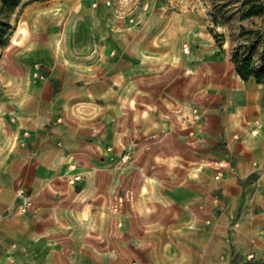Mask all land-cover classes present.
<instances>
[{
	"label": "crops",
	"instance_id": "1",
	"mask_svg": "<svg viewBox=\"0 0 264 264\" xmlns=\"http://www.w3.org/2000/svg\"><path fill=\"white\" fill-rule=\"evenodd\" d=\"M96 39L0 71V264H264V84L209 39L158 73Z\"/></svg>",
	"mask_w": 264,
	"mask_h": 264
},
{
	"label": "rangeland",
	"instance_id": "2",
	"mask_svg": "<svg viewBox=\"0 0 264 264\" xmlns=\"http://www.w3.org/2000/svg\"><path fill=\"white\" fill-rule=\"evenodd\" d=\"M243 1L25 0L12 17L14 30L8 43L0 48V71L6 68L14 73L30 65L32 77L44 80L42 64L32 65L28 49L38 45L39 51L48 55L55 46L62 58L83 59L104 45L105 40L99 44L96 36L102 39L107 36L111 40L110 48L117 46L121 51L132 52L139 57L142 69H154L156 73L162 72L171 58L172 63L178 64H184L182 57L190 61L191 54L201 48L205 39L235 66L232 53L243 39L241 27L264 29V15L243 17L240 9ZM259 1L264 5V0ZM196 34L202 37L192 43ZM205 50H209V46ZM148 57L154 58V65L149 63ZM262 60L264 42L255 57L257 69ZM193 113L196 116L195 110ZM128 159L124 157V162Z\"/></svg>",
	"mask_w": 264,
	"mask_h": 264
},
{
	"label": "trees",
	"instance_id": "3",
	"mask_svg": "<svg viewBox=\"0 0 264 264\" xmlns=\"http://www.w3.org/2000/svg\"><path fill=\"white\" fill-rule=\"evenodd\" d=\"M23 1L25 0H0V48L8 43V39L13 33L12 17ZM240 9L245 18L264 15V5L259 0H245ZM216 23L219 24L218 21ZM241 30L240 37L243 39L235 46L232 53L236 72L243 81L264 84V61L262 60L263 63L259 69L254 65L258 49L264 42V29L247 30L241 27Z\"/></svg>",
	"mask_w": 264,
	"mask_h": 264
},
{
	"label": "built area",
	"instance_id": "4",
	"mask_svg": "<svg viewBox=\"0 0 264 264\" xmlns=\"http://www.w3.org/2000/svg\"><path fill=\"white\" fill-rule=\"evenodd\" d=\"M219 168H222V167H219ZM219 178H220V176L216 177L217 180ZM80 179H81V177L79 175L74 176L70 182L75 183L76 181H78ZM18 197L21 200L20 210H21L22 214H28L34 210V203H33L32 197L25 190H20ZM250 258L253 259L254 256L251 255Z\"/></svg>",
	"mask_w": 264,
	"mask_h": 264
}]
</instances>
